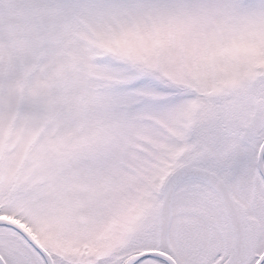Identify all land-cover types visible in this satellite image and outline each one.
Returning <instances> with one entry per match:
<instances>
[{
  "label": "snow or ice",
  "instance_id": "6c2138e0",
  "mask_svg": "<svg viewBox=\"0 0 264 264\" xmlns=\"http://www.w3.org/2000/svg\"><path fill=\"white\" fill-rule=\"evenodd\" d=\"M0 264H264V0H0Z\"/></svg>",
  "mask_w": 264,
  "mask_h": 264
}]
</instances>
